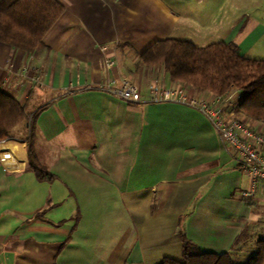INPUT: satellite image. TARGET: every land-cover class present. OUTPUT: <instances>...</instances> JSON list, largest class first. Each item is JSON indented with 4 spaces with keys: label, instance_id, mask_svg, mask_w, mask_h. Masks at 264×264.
I'll list each match as a JSON object with an SVG mask.
<instances>
[{
    "label": "crops",
    "instance_id": "1",
    "mask_svg": "<svg viewBox=\"0 0 264 264\" xmlns=\"http://www.w3.org/2000/svg\"><path fill=\"white\" fill-rule=\"evenodd\" d=\"M56 1L63 13L32 53L0 43V91L33 117L51 176L40 182L29 168L26 123L0 141V264L181 261V235L232 255L253 207L264 208V187L244 197L235 152L189 107L128 104L93 88L128 81L147 99L150 86L174 87L142 64L152 44L202 38L203 13L207 32L241 49L264 36V0Z\"/></svg>",
    "mask_w": 264,
    "mask_h": 264
},
{
    "label": "trees",
    "instance_id": "2",
    "mask_svg": "<svg viewBox=\"0 0 264 264\" xmlns=\"http://www.w3.org/2000/svg\"><path fill=\"white\" fill-rule=\"evenodd\" d=\"M56 0H0V43L32 53L63 13ZM140 60L147 67H161L175 86L213 96L238 91L234 112L264 125V61L244 58L233 44L217 42L200 48L186 40L168 38L152 44ZM25 107L0 91V141L26 117ZM29 168L38 181H49L50 174L36 151L33 122L27 136ZM182 260L163 259L159 264H236L228 253L201 252L185 235ZM245 264H264V239L256 242L255 252Z\"/></svg>",
    "mask_w": 264,
    "mask_h": 264
},
{
    "label": "built area",
    "instance_id": "3",
    "mask_svg": "<svg viewBox=\"0 0 264 264\" xmlns=\"http://www.w3.org/2000/svg\"><path fill=\"white\" fill-rule=\"evenodd\" d=\"M107 66L112 62L107 61ZM97 89L112 94L128 104L175 103L189 107L201 114L214 128L221 140L236 154L240 171L248 177V191L243 195L253 198L264 187V132H257L242 120L235 118L234 105L239 92L228 96L192 97L182 86L170 88L149 87V97L143 99L138 88L131 82H123L121 88L110 85Z\"/></svg>",
    "mask_w": 264,
    "mask_h": 264
},
{
    "label": "rangeland",
    "instance_id": "4",
    "mask_svg": "<svg viewBox=\"0 0 264 264\" xmlns=\"http://www.w3.org/2000/svg\"><path fill=\"white\" fill-rule=\"evenodd\" d=\"M260 9H262V8H260ZM246 10H250V8L249 9L246 8ZM207 13L206 14L209 16L212 15L214 13V8L208 7ZM239 16L240 17L242 16L241 13L239 14ZM205 21H206V18H204L203 13H202V25H203V27H202V38H196L192 34H190V35H185V36H176V39L189 41V42L193 43L195 46L200 47V48H203V47H206L210 44L219 42L221 40V37H222L221 31H217V30L213 29L212 32H207L205 30V28H206L205 23H204ZM241 21L242 20L240 19V25H241ZM261 35H262V33L259 31V32H257L256 37H254L250 40H247L241 49H239V47H236L237 50L239 49L238 50V53L240 52L239 55L240 56L242 55L244 58H248V59L264 61V36L261 37ZM250 43H256V45L252 50H250L248 52V50H249L248 46ZM161 72L165 73L163 68H161ZM167 77H168V75H167ZM167 81L171 82L169 77H168ZM188 94L192 97H203L202 96L203 94H206L209 97L213 96L210 93H206V92L202 93V92L195 91V90H193V88L189 90ZM241 116H243V115H241ZM235 118L242 120L243 122H247L245 117L242 118V117L235 116ZM32 122H33L32 116H30V117L27 116L26 119L22 122V123H26L28 126L27 133L29 132L30 125L32 124ZM12 131H11V134H12ZM261 132H264V131L262 130ZM243 177L244 176L242 175V178ZM243 179L245 180V178H243ZM231 196H232V194H229L228 199H230ZM110 201H111V203H114L115 200H110ZM236 201L241 202L240 200H236ZM225 202H226V200H225ZM257 205H255L253 207L254 209L252 212V214H254L256 216V218L253 219L251 222H249L247 224V226H245V228L243 229V231L241 232L239 237L236 239L235 246H233V252L234 253L232 254V256H233V259H234L236 264H245L248 257H250L255 252L256 242L260 239H264V208L259 207ZM234 209H235V207H230L231 211L232 210L234 211ZM224 211H226V210H224ZM237 213L239 214V216H242L239 212H237ZM202 251L203 252H209L210 250L208 249V250H202Z\"/></svg>",
    "mask_w": 264,
    "mask_h": 264
}]
</instances>
